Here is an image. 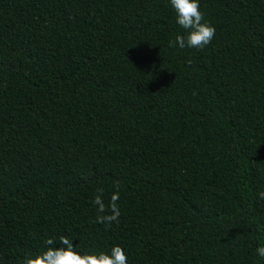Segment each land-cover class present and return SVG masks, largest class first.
Segmentation results:
<instances>
[{
  "label": "trees",
  "instance_id": "16d2710c",
  "mask_svg": "<svg viewBox=\"0 0 264 264\" xmlns=\"http://www.w3.org/2000/svg\"><path fill=\"white\" fill-rule=\"evenodd\" d=\"M199 4L215 36L180 49L169 0H0V264L60 235L128 264H264V0ZM115 185L106 227L92 200Z\"/></svg>",
  "mask_w": 264,
  "mask_h": 264
},
{
  "label": "clouds",
  "instance_id": "9594fccd",
  "mask_svg": "<svg viewBox=\"0 0 264 264\" xmlns=\"http://www.w3.org/2000/svg\"><path fill=\"white\" fill-rule=\"evenodd\" d=\"M170 7L175 12V21L184 31L178 33L169 42L172 48L204 49L208 46L214 36L216 29L214 25L205 19L200 9L199 0H169ZM189 65L192 60L187 61ZM116 191L110 196L108 204L103 202V189H97L92 203L97 207L96 222L111 227L118 223L120 210L119 185H115ZM260 199H264V190L258 193ZM59 244V246H55ZM45 247L36 252L26 255L21 264H128V257L124 249L114 245L110 251L84 252L77 251L73 240L60 235L58 238H46ZM256 254L264 258V244L256 247Z\"/></svg>",
  "mask_w": 264,
  "mask_h": 264
}]
</instances>
